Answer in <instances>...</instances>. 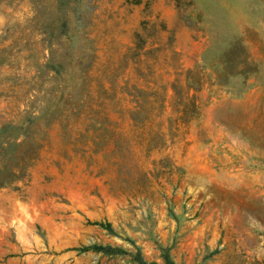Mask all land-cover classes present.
Returning <instances> with one entry per match:
<instances>
[{
    "label": "rangeland",
    "instance_id": "374dc122",
    "mask_svg": "<svg viewBox=\"0 0 264 264\" xmlns=\"http://www.w3.org/2000/svg\"><path fill=\"white\" fill-rule=\"evenodd\" d=\"M138 251L264 264V0H0V264Z\"/></svg>",
    "mask_w": 264,
    "mask_h": 264
},
{
    "label": "trees",
    "instance_id": "16d2710c",
    "mask_svg": "<svg viewBox=\"0 0 264 264\" xmlns=\"http://www.w3.org/2000/svg\"><path fill=\"white\" fill-rule=\"evenodd\" d=\"M103 227L106 228L108 232H113L111 226L109 224L103 223L101 224ZM92 251V252H101L104 253L105 255H124L126 253H130L126 248H121L118 246H111L107 245L105 243H95V244H90L88 246H83L81 247L80 251ZM134 259L137 261L138 264H151L146 261L141 257L139 251L136 252V254L132 255ZM161 264H175L173 260L170 259L169 255L166 253L163 255V262Z\"/></svg>",
    "mask_w": 264,
    "mask_h": 264
}]
</instances>
